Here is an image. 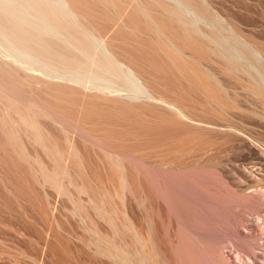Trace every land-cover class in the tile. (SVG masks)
Returning <instances> with one entry per match:
<instances>
[{
  "label": "rangeland",
  "instance_id": "obj_1",
  "mask_svg": "<svg viewBox=\"0 0 264 264\" xmlns=\"http://www.w3.org/2000/svg\"><path fill=\"white\" fill-rule=\"evenodd\" d=\"M203 3L229 30L240 32L242 40L254 39L264 47V0ZM2 48L0 44V60L10 61ZM21 56L16 58L24 63L11 66L22 78L27 76L26 83L31 79L28 85L36 94L69 103L63 102L62 110L58 107L69 120L67 141L60 130L62 124L38 118L39 126L60 148L70 142L78 156L66 160L69 174L61 170L53 176L52 158L32 140L21 138L28 154L37 156L39 165L44 163L47 175L52 173L43 176L45 172H35L37 164L30 173L23 163L24 168L17 167L21 162L16 168L8 167L0 155V264H121L112 255L117 248L122 253L145 255L144 264H264L261 97L236 89L232 82L226 87L228 83L214 71L224 88L239 94L234 115L211 104L183 103L174 95L156 92L151 94L153 99L106 98L84 78L53 77L39 63ZM263 60L260 64L264 65ZM23 65L37 70L31 73ZM40 82L50 88L44 89ZM55 86L71 91L60 92ZM112 100L138 107L139 118L146 124L135 128L131 116L128 120ZM91 105L99 107L98 123L84 117V108L91 110ZM105 112L118 114L119 121L106 120ZM99 148L111 157L98 155ZM133 236L137 237L134 242Z\"/></svg>",
  "mask_w": 264,
  "mask_h": 264
},
{
  "label": "bare ground",
  "instance_id": "obj_2",
  "mask_svg": "<svg viewBox=\"0 0 264 264\" xmlns=\"http://www.w3.org/2000/svg\"><path fill=\"white\" fill-rule=\"evenodd\" d=\"M203 1L0 0V44L6 51L5 57L12 58L10 61L6 59L7 62L0 60V155L4 164L16 168L17 163L21 162L22 166L20 164L17 166L20 169L24 164L25 170L28 168L30 173L36 169V173L45 172L43 176L47 175V170L42 168L45 167L44 163L39 165L41 163L37 160V156L34 158L30 153L28 154L21 138L32 140L42 152L44 151V154L52 158L54 169L52 165V169L49 168L54 170L53 176L61 174V170L63 174L64 172L69 174L66 171L68 167L66 160L78 156L77 152L75 154L77 150L70 142L69 145L66 143V148L62 145L60 148L54 139L56 146L50 140L52 139L50 135L48 137V133H44L42 126H39V121L41 122L39 119L42 118L47 122L50 120L53 123H60L58 125L62 124L60 130L67 141L68 133L65 129L68 119H65L66 115L59 110L63 108L64 103H69L58 100L60 97L57 100L55 97V101L52 102L45 100L47 97L43 98L42 95L36 94L28 85L31 79L26 83L27 76L24 77L23 74L22 78L19 71L11 66L24 63L18 60L16 55H22L32 63H39L41 69H45L53 77L64 79L73 76L75 81L84 78L106 98L107 95H114L116 98L126 96L134 99L137 96V98L146 96L153 99L151 94L156 92L164 96L174 95L176 100L183 103L192 102L199 106L211 104L225 113L234 115L237 110L236 105L240 102L236 104L238 101L236 99H239L236 97L237 94L234 92L232 95L233 93L231 94L226 88L232 82L236 89H242L243 92L247 89L252 95L254 94V98L261 97L263 107L264 65L262 62L260 64V61L264 59V47L254 39L242 40L244 39L242 34L240 35V32L235 34L236 31L232 29V32L228 29L229 26L227 28V25L219 22V19H216L218 16L215 17ZM239 37L241 42H237ZM24 68L31 73L37 70V67ZM214 71H218L222 80L228 83L226 89L221 85ZM37 82L39 83L36 80ZM43 83L41 84L44 86ZM61 86L54 88L57 87V91L60 92H69L70 88ZM45 87L50 88L48 84H45L44 89ZM53 91L56 93L55 90ZM60 94L64 95V93ZM112 103L126 114L128 120L131 119L135 128L139 123L146 124L143 118H139L140 113L136 111L138 107L119 100H112ZM91 107L93 108L91 110L90 106L84 108V111L86 109L84 117L96 119L90 122L98 123L99 107L96 106L98 110L92 105ZM113 113L105 112V119L119 121L118 114ZM99 151L97 154L99 152L98 155L103 158L111 157L109 151L101 152L102 149ZM36 153L35 155H39ZM14 157L18 161H13ZM71 158L69 161L72 160ZM33 164H37V167L34 165L35 169ZM30 168L33 170L30 171ZM48 173L50 174L51 171ZM49 174L47 176H52ZM102 213L103 211L100 215ZM133 239L132 242L137 240V237L133 236ZM117 249L112 250V255H115L113 257H117L121 264H144L145 255L140 257L136 253L126 254Z\"/></svg>",
  "mask_w": 264,
  "mask_h": 264
}]
</instances>
